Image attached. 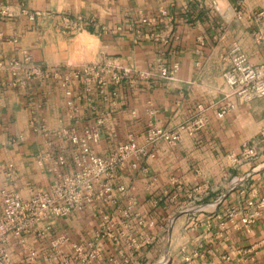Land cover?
<instances>
[{
    "label": "crops",
    "instance_id": "obj_1",
    "mask_svg": "<svg viewBox=\"0 0 264 264\" xmlns=\"http://www.w3.org/2000/svg\"><path fill=\"white\" fill-rule=\"evenodd\" d=\"M0 9L8 10L0 16V55L7 63L28 57L52 73L100 64L145 76L116 88L93 86L88 94L74 90L92 100L91 108L76 103L78 133L97 117L106 119L91 147L96 156L107 158L130 140L143 146L150 129L179 136L174 146L159 143L138 170L123 172L112 202L10 237L4 250L11 264H31L30 252L35 264H81L74 248L88 252L91 245L100 250L93 264H264V208L258 206L264 165L257 166L264 161V103L233 97L234 109L216 117L229 93L222 74L232 49L253 67L264 64V0H0ZM158 59L167 69L177 66L171 78L159 77ZM10 83L9 74H0V203L3 192L27 201L48 189L53 161L41 169L40 154L62 155L61 172L73 170L71 146L31 129L73 125L59 79L23 88ZM244 147L257 148L256 163L239 161ZM230 210L239 212L232 220ZM254 213L243 226L241 218ZM105 217L113 237L101 235Z\"/></svg>",
    "mask_w": 264,
    "mask_h": 264
},
{
    "label": "built area",
    "instance_id": "obj_2",
    "mask_svg": "<svg viewBox=\"0 0 264 264\" xmlns=\"http://www.w3.org/2000/svg\"><path fill=\"white\" fill-rule=\"evenodd\" d=\"M106 3L110 0H92ZM7 9H0V16H7ZM142 24L148 21L142 20ZM72 31L78 30L77 23L68 24ZM146 38L152 39L151 35ZM159 77L169 79L177 70V66L167 69L162 60H157ZM7 73L11 78L12 88H23L30 82L42 83L50 77L58 78L61 87L65 91L66 107L69 120L74 121L72 126H61L58 130L48 132L44 128L31 126L34 133L43 134L47 138L63 139L66 145L72 148L73 170L71 174L62 173L67 167L66 157L60 155L53 158L49 153L37 156L36 164L41 169L45 168L48 161H53L50 172L54 180L47 190L32 193L27 201H22L13 194L2 193L0 203V264H11L10 258L4 247L10 237L22 238L41 224L51 225L58 220L71 215L82 213L85 208L95 202L108 203L113 200L114 184L118 177L125 171H136L140 164L154 155L159 143L164 142L174 146L179 142V136L168 134L154 129L147 131L143 146H137L132 140L124 144H118L110 156L101 158L94 154L92 148L100 141V130L105 125V117H97L92 125L83 127L78 133L80 119L75 120L79 114L76 103L84 101L91 108L92 100L89 96H74V90L82 88L85 94L90 92L93 86L104 89L113 86L119 87L136 80H145V76L130 69L108 67L100 64H90L67 70L64 73H52L48 69L34 65L30 58L22 62L15 60L8 63L0 55V74ZM222 79L229 91L224 96V103L219 108L216 117L221 120L233 109V103L229 101L235 97L243 103L261 100L264 103V64L253 67L247 58L234 47L228 57V67L222 74ZM202 113L201 107L197 108ZM203 120L197 118L195 126H201ZM51 144L49 143L48 146ZM92 147V148H91ZM236 162L235 158H230ZM259 159L256 147H244L241 151L240 162L246 165L254 164ZM12 170V166L8 167ZM122 195L124 187L116 188ZM251 206V204H249ZM259 208H264V203H259ZM237 210H230L227 214L229 220L237 217ZM258 214L241 218L243 226H249ZM101 235L113 237V228L108 218L103 219ZM99 237L100 234L98 233ZM65 239H59L51 245L55 250L59 244L65 243ZM99 249L95 245L90 246L88 252L82 248H74V253L81 264H93L99 258ZM35 253L30 252L28 260L35 264ZM188 262V259L185 260Z\"/></svg>",
    "mask_w": 264,
    "mask_h": 264
},
{
    "label": "rangeland",
    "instance_id": "obj_3",
    "mask_svg": "<svg viewBox=\"0 0 264 264\" xmlns=\"http://www.w3.org/2000/svg\"><path fill=\"white\" fill-rule=\"evenodd\" d=\"M263 165H264V161H261L260 164H258L257 166H259V168H260V167H262ZM263 168H264V166H263Z\"/></svg>",
    "mask_w": 264,
    "mask_h": 264
}]
</instances>
